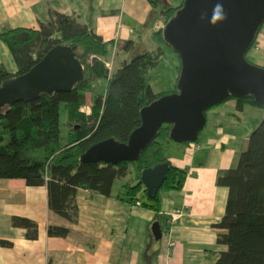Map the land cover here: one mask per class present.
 Wrapping results in <instances>:
<instances>
[{"label": "trees", "instance_id": "obj_1", "mask_svg": "<svg viewBox=\"0 0 264 264\" xmlns=\"http://www.w3.org/2000/svg\"><path fill=\"white\" fill-rule=\"evenodd\" d=\"M149 1L155 8H161L158 19L164 25L184 2L178 6H160L158 0ZM154 38L169 47L162 28L154 32ZM0 40L10 49L17 66V72L11 73L0 65V86L30 71L57 46L70 47L84 69V79L69 93L41 94L36 100L15 101L0 110V179H21L30 187L45 186L50 209L77 223L79 189L109 196L115 180L126 177L131 166H137L142 172L169 162L164 145L170 141V125L158 130L137 162L117 165L81 162L82 155L99 142L115 138L127 143L131 133L141 125V110L162 96L176 92L175 88L170 93H154L151 88L149 73L159 63L160 52H140L111 73L106 58L112 42H105L77 18L52 10L47 23L38 29L7 30L0 33ZM125 48L133 50L134 45L128 42ZM178 60L177 81L181 71L179 57ZM89 94L91 113H85L81 108L88 104ZM230 99L236 101L237 112H242L247 104L264 109L253 98ZM62 109L67 114L66 142L61 136ZM186 179L185 170L170 165L159 192L180 190ZM217 184L228 189L225 215L214 225L220 230L217 243L227 249L214 264H264V118L251 133L237 165L220 172ZM142 185L140 182L127 186L129 202L136 201ZM147 201L144 207L157 209L159 193L155 199L147 197ZM12 224L26 229L27 239L37 240L39 228L34 221L13 217ZM47 232L50 237L65 238L70 231L50 226Z\"/></svg>", "mask_w": 264, "mask_h": 264}, {"label": "crops", "instance_id": "obj_2", "mask_svg": "<svg viewBox=\"0 0 264 264\" xmlns=\"http://www.w3.org/2000/svg\"><path fill=\"white\" fill-rule=\"evenodd\" d=\"M158 2L160 6L173 5L167 0ZM50 10L77 18L105 42H112L108 56L113 49L121 50L119 66L106 58L111 73L140 52H163L165 45L154 38V32L164 26L158 19L161 8L149 0H0V33L38 29L49 20ZM128 42L133 43V50L125 48ZM254 48L264 55V26ZM253 56L258 59L256 53ZM0 65L17 72L11 51L1 40ZM221 105L206 112L207 123L196 142L169 141L164 145L169 164L185 170L187 179L180 190L159 192L157 209L143 206L149 203L144 185L136 201H128L127 186L140 183L141 178L134 184L120 178L109 196L79 189L78 221L71 223L50 209L45 186L0 179V241L11 244L0 243V264H214L227 249L217 243L220 230L214 227L222 221L228 199V189L219 186L217 178L220 172L234 168L246 149L253 130L240 114L256 108L247 104L237 112L236 101L227 110ZM178 209L185 213L172 221L171 214ZM13 217L37 223V240L27 239L26 229L14 227ZM154 223L162 230L158 241L152 233ZM50 226L70 232L65 238L50 237ZM170 241L175 242L173 248Z\"/></svg>", "mask_w": 264, "mask_h": 264}, {"label": "water", "instance_id": "obj_3", "mask_svg": "<svg viewBox=\"0 0 264 264\" xmlns=\"http://www.w3.org/2000/svg\"><path fill=\"white\" fill-rule=\"evenodd\" d=\"M222 3L226 19L213 25V7ZM264 26V0H184L163 26L165 43L181 60L176 92L141 110V125L127 143L109 138L91 146L81 162H137L163 125L170 141L193 143L206 126V112L230 98H253L264 108V67L247 54ZM84 79V69L68 46L51 49L30 71L0 86V110L15 101H32L41 94L69 93ZM170 170L169 162L141 172L149 199H155ZM156 241L159 223L152 225Z\"/></svg>", "mask_w": 264, "mask_h": 264}, {"label": "rangeland", "instance_id": "obj_4", "mask_svg": "<svg viewBox=\"0 0 264 264\" xmlns=\"http://www.w3.org/2000/svg\"><path fill=\"white\" fill-rule=\"evenodd\" d=\"M182 0H167V2L173 4V5H178L180 4ZM146 46H151L150 41H145L144 42ZM152 43L155 44V42L152 41ZM162 53L160 57L159 63L154 66L150 70V85L153 89L154 92H164V93H170L176 88V80H177V66L179 64L178 62V57L173 53V51L169 48L164 46L162 48ZM120 49H113L110 53V55L107 57L109 61L113 60V63L116 66H119V60L121 54ZM258 59H255L253 55H255ZM114 57V58H113ZM247 60L255 65H259L261 67H264V55L262 52L259 50L257 51L254 47H252L251 51L247 54ZM104 84L101 83V86ZM100 89V87H99ZM88 98V104L83 106L81 108V111L85 113H91V95L89 94L87 96ZM235 103L234 99H228L225 102L222 103L221 109H229V107H233ZM232 105V106H231ZM90 108V110H88ZM254 109V110H253ZM255 111V112H254ZM211 116V114H209ZM241 117L247 121V126L251 130H255L257 126L260 124V122L264 118V109L262 108H248V111H246L244 114H240ZM61 136H62V141L66 142L67 140V134H68V126H67V114L66 112L62 109L61 110ZM251 131V133L253 132ZM251 135V134H250ZM250 137V136H249ZM141 176L138 174V170L136 166L132 167V172L129 174L127 177L121 179V182H130L132 184L137 182V179H140ZM119 182V183H121Z\"/></svg>", "mask_w": 264, "mask_h": 264}, {"label": "clouds", "instance_id": "obj_5", "mask_svg": "<svg viewBox=\"0 0 264 264\" xmlns=\"http://www.w3.org/2000/svg\"><path fill=\"white\" fill-rule=\"evenodd\" d=\"M225 19H226V13L224 11V6L222 3L218 2L213 7L210 22L213 25H216L218 22H221Z\"/></svg>", "mask_w": 264, "mask_h": 264}, {"label": "built area", "instance_id": "obj_6", "mask_svg": "<svg viewBox=\"0 0 264 264\" xmlns=\"http://www.w3.org/2000/svg\"><path fill=\"white\" fill-rule=\"evenodd\" d=\"M88 110H90V108H88ZM185 211L182 210V209H178L176 211H174L172 214H171V219L172 221H175L179 218H181L183 215H184ZM175 246V242L174 241H170L169 242V247L170 248H173Z\"/></svg>", "mask_w": 264, "mask_h": 264}]
</instances>
